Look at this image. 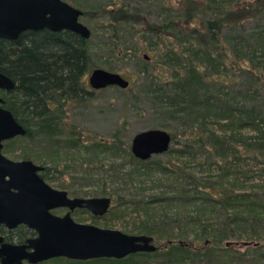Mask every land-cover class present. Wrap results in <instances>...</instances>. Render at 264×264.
Masks as SVG:
<instances>
[{
    "label": "trees",
    "instance_id": "1",
    "mask_svg": "<svg viewBox=\"0 0 264 264\" xmlns=\"http://www.w3.org/2000/svg\"><path fill=\"white\" fill-rule=\"evenodd\" d=\"M73 3L83 11L82 17L106 15L109 22L102 25L100 31L110 38H117L128 25L141 26L139 39L153 51L152 58L160 67L169 72L168 78L159 75L158 83L144 72V94L165 118L189 129L182 147H169L164 154L176 153L182 157L198 145L199 151L194 154L206 157L207 152L211 164L220 169L219 176H233L235 182L230 188L213 193L210 190L216 188L215 184L186 172L177 163L161 162L158 155L145 161L135 158L120 136L126 123L112 132L111 140L87 143L77 130L73 109L89 101L93 93L84 81L93 67L89 38L68 30L47 29L24 31L13 41L0 38V72L15 83L14 89L1 93L3 106L26 130L25 135L4 144L24 138L29 143L50 144L58 149L83 148L91 153L111 154L115 159L122 154L137 174L156 170L179 182L170 196L157 195L150 199L127 197L103 187L101 192L112 201L108 210L110 216L119 213L118 218H124L122 212L126 208L129 213L137 214L140 210L147 212L149 204L177 203H199L197 209L203 208L211 214V218L203 222L195 219L200 229L190 241L182 240L186 236L184 232H175L182 229L177 218L139 220L133 230L153 236L155 241L165 240L164 246H157L154 252H136L121 259L82 261L57 257L44 262L159 264L174 260L178 264H264V192L238 188L235 176L238 172L233 163L242 157L264 163V108L257 97L264 95V0H178L176 7L162 6L166 16L159 22L144 19L140 12L130 11L121 1L95 10L85 8L78 0ZM115 4L118 6L114 7ZM247 23L252 24L249 29H246ZM126 50L122 48L118 53L124 58ZM146 59L151 57L143 56L141 61L148 64ZM233 70L241 72V80ZM238 86L244 93L237 92ZM127 90L136 101L139 93L134 94L131 86ZM209 119L221 123L223 130L207 131ZM235 127L251 130L254 141L240 144L231 131ZM170 135L171 142H179L175 132ZM22 157L32 158L27 153ZM40 157L36 158L43 162ZM104 166L100 163V170L111 177L121 169L118 167L121 164ZM51 172L45 166L39 175L48 180ZM221 186L218 183V187ZM236 210L242 214H237ZM0 233L8 242L16 239L14 243H23L33 234L25 226L14 230L0 227ZM244 234L249 239L242 241ZM232 236L242 243L229 241Z\"/></svg>",
    "mask_w": 264,
    "mask_h": 264
},
{
    "label": "rangeland",
    "instance_id": "2",
    "mask_svg": "<svg viewBox=\"0 0 264 264\" xmlns=\"http://www.w3.org/2000/svg\"><path fill=\"white\" fill-rule=\"evenodd\" d=\"M69 4L74 5V0H64ZM84 4V7L90 10L100 9L103 7H109L115 1L124 2L130 11L140 12L144 19L153 22L161 21L166 14L162 10L163 5H172L176 7L178 0H78ZM117 7L118 4L113 5ZM81 22L89 27L91 35L89 37V51L91 57V63L93 67L85 75L84 81L88 90L93 91L90 96V100L81 103L73 109V117L76 123L77 130L82 132L87 143L97 141L98 139L111 140L112 132L119 128L121 124L124 125V132L120 135L122 141L127 143L130 148V142L135 133H138L147 129L159 128L166 130L167 132H175L177 135L178 143L171 142L170 147L181 148L187 140L189 135L188 128L178 127L177 122L170 118H165L160 111H158L155 105L151 104L143 91L144 84V72L151 76L156 83L159 82V75L161 78H168L169 72L166 69L160 67V64L156 62V59L152 58L153 51L146 47L139 36L141 33L138 31L141 28L140 25H128L129 27L121 30L119 36L115 39L110 38L107 34L102 35L100 27L106 25L109 22L108 17L100 16H88L82 17ZM252 26L251 23H247L246 29ZM146 47L143 50V47ZM126 50V57L120 56L118 53L120 50ZM258 52V51H257ZM143 56H150L151 59H146L148 64H144L141 60ZM94 68H102L105 70L117 72L124 78L128 79L132 87V92L139 93L136 101L132 99L131 93L126 89H119L114 86L92 90L87 83L88 75ZM228 68V67H227ZM237 73L238 80L239 71L233 70ZM237 81V79H236ZM133 84L131 85V83ZM239 88L237 92L244 93V90ZM251 92V91H249ZM247 96H244L246 98ZM263 102L264 108V95L258 96ZM223 126L221 123L216 122L213 119H209L206 124L207 131L219 132ZM234 136L238 138L241 143L253 142L254 133L248 129H242L239 127L232 128ZM196 144V143H195ZM208 145V144H206ZM198 145L190 149V157L184 155L182 157L171 154L158 155L161 162L177 163L181 165L186 172L194 173L202 180H208L216 188H213V193L223 188H230V185L234 183L233 176L227 178H221L220 169L214 163L211 164V160L208 159V153L205 155L196 156L199 151ZM2 153L11 160H24L22 157L25 153L30 154L32 158L28 159L33 161L37 165L50 168L51 175L46 182L53 188L65 190L71 197H109L106 193H102L103 187L106 190H114L118 194L125 195L127 197L134 196L135 198L150 199L153 196H170L174 188L179 186L175 182L173 177L167 174H162L159 171L152 170L148 173L137 174L133 172L132 163L128 162V159L121 154V157L116 159L111 154H103L99 152H88L87 149L77 150L75 148H56L50 144H33L29 143L24 138H16L12 142L3 143ZM209 147V146H208ZM240 149V148H239ZM209 150V149H207ZM233 153L232 151H230ZM193 153V155H192ZM187 154V153H186ZM41 156V157H40ZM36 157H40L43 162L39 161ZM100 163H103L104 167H108L109 164H121V169L116 176L111 177L109 174L100 170ZM237 169V185L238 188H244L248 191H256V193L264 192V163L258 164L248 158H239L233 162ZM143 170V169H142ZM236 171V170H235ZM218 183L221 184V188L218 187ZM112 202V201H111ZM199 203L195 205L189 204H162V205H148L147 212L140 210L137 212L129 213L128 209L124 210V218H118L119 213L110 216L107 212L101 218H95L86 209L76 210L71 214L73 220L77 223L92 224L101 228H110L121 230L128 234H143L137 233L133 230L134 224H137L139 220H146L149 218L172 220L177 218L182 226V229L175 230V232H184L186 234L184 241H190L200 229L196 218L201 219V222L211 218L209 211L205 209H197ZM59 215H63V210L57 211ZM237 214H242L240 210H236ZM166 215L169 217H161ZM193 216V217H192ZM122 217V216H120ZM138 218V219H137ZM153 237V236H152ZM263 237V236H262ZM154 238V237H153ZM242 241L248 240V235L244 234L241 237ZM233 243H242L236 236H232L228 239ZM16 239H12L15 242ZM165 240H154L156 247L164 246ZM202 245V244H201ZM200 245V246H201ZM236 245V244H234ZM47 261V260H46ZM38 264H68L64 261H49L40 262ZM104 264V263H100ZM159 264H178L174 260L168 263ZM182 264V263H180Z\"/></svg>",
    "mask_w": 264,
    "mask_h": 264
},
{
    "label": "water",
    "instance_id": "3",
    "mask_svg": "<svg viewBox=\"0 0 264 264\" xmlns=\"http://www.w3.org/2000/svg\"><path fill=\"white\" fill-rule=\"evenodd\" d=\"M82 15L81 9L64 0H0V37L13 41L24 31L47 29L68 30L88 39L91 30L80 21ZM87 83L92 90L110 86L123 90L130 85L121 74L102 68L91 70ZM14 87L15 83L0 72V89ZM25 133L11 111L0 106V227L13 230L25 225L37 233L23 243L8 242L0 233V264H38L57 257L82 261L121 259L136 252L156 251L150 235L77 223L70 213L63 216L51 213L58 207L85 208L91 215L101 217L108 212L111 199L71 198L67 191L53 188L39 175L43 166L3 155V142ZM170 144L171 135L166 130L147 129L133 135L130 152L145 161L164 154Z\"/></svg>",
    "mask_w": 264,
    "mask_h": 264
},
{
    "label": "flooded vegetation",
    "instance_id": "4",
    "mask_svg": "<svg viewBox=\"0 0 264 264\" xmlns=\"http://www.w3.org/2000/svg\"><path fill=\"white\" fill-rule=\"evenodd\" d=\"M83 16V15H82ZM81 16V17H82ZM81 17H80V19H81ZM81 21V20H80ZM1 38V37H0ZM7 91H10V90H5V89H0V98H2V95H1V93L2 92H7ZM3 100V99H2ZM0 106L1 107H4L3 106V102L2 103H0ZM5 108V107H4ZM6 109V108H5ZM4 143V142H3ZM46 181V180H45ZM68 196H69V194H68ZM69 197H71V196H69ZM72 198V197H71ZM81 209H85V208H75V209H73V210H69V208H67V207H58V208H53L52 210H51V213H53V214H55V215H58V216H63V215H65L66 213H70V215L72 214V213H74L76 210H81ZM58 210H63L64 211V214L63 215H59L58 214ZM95 218H101V217H95ZM19 226H25V225H19ZM1 227H3V226H1ZM25 227H27V226H25ZM5 228V227H4ZM17 228V227H16ZM28 228V227H27ZM29 229V228H28ZM8 230V229H7ZM14 230V229H13ZM29 230H31L32 232H33V234L32 235H29V236H27V238L28 237H34V236H36L37 235V233L35 232V231H33L32 229H29ZM26 238V239H27ZM23 263H26V262H23ZM28 264V263H27Z\"/></svg>",
    "mask_w": 264,
    "mask_h": 264
}]
</instances>
